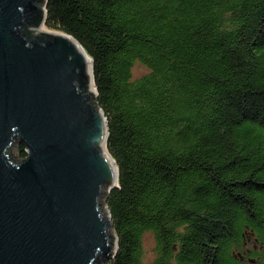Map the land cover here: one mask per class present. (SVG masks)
Listing matches in <instances>:
<instances>
[{
	"label": "trees",
	"instance_id": "1",
	"mask_svg": "<svg viewBox=\"0 0 264 264\" xmlns=\"http://www.w3.org/2000/svg\"><path fill=\"white\" fill-rule=\"evenodd\" d=\"M94 60L119 186L110 264H264V0H48ZM19 154L27 157L25 146Z\"/></svg>",
	"mask_w": 264,
	"mask_h": 264
},
{
	"label": "water",
	"instance_id": "2",
	"mask_svg": "<svg viewBox=\"0 0 264 264\" xmlns=\"http://www.w3.org/2000/svg\"><path fill=\"white\" fill-rule=\"evenodd\" d=\"M47 3L0 0V264H109L119 240L101 198L119 170L89 89L94 60L45 26Z\"/></svg>",
	"mask_w": 264,
	"mask_h": 264
},
{
	"label": "rangeland",
	"instance_id": "3",
	"mask_svg": "<svg viewBox=\"0 0 264 264\" xmlns=\"http://www.w3.org/2000/svg\"><path fill=\"white\" fill-rule=\"evenodd\" d=\"M44 29H45V27H44ZM90 86H91V83L89 84V88H90ZM91 90L94 91L93 89H91ZM18 144H19L18 142H15L13 144V146L8 150V154L10 155V158L12 160L15 159V162H20V161H22L24 159L19 154V151H18L19 150V145ZM105 196H106V194H104L103 197L101 198V203H102V208H103L104 213L107 216H109V212H108V209L109 208H107V205H106V202H105ZM154 246H155V240H154V238L151 235L147 236V238H146V254H145V258L147 260H149L148 264H151L152 263L151 260L155 256V253L152 250L154 248ZM102 264H105V263H102Z\"/></svg>",
	"mask_w": 264,
	"mask_h": 264
},
{
	"label": "bare ground",
	"instance_id": "4",
	"mask_svg": "<svg viewBox=\"0 0 264 264\" xmlns=\"http://www.w3.org/2000/svg\"><path fill=\"white\" fill-rule=\"evenodd\" d=\"M43 30V28L40 26L39 28H38V31H42ZM89 73H90V76H91V79H90V81L91 82H89V84L91 83V86H90V90L91 89H93L94 91H92L93 93H95V91H96V88H95V84H94V81H93V68H92V62L89 60Z\"/></svg>",
	"mask_w": 264,
	"mask_h": 264
},
{
	"label": "clouds",
	"instance_id": "5",
	"mask_svg": "<svg viewBox=\"0 0 264 264\" xmlns=\"http://www.w3.org/2000/svg\"><path fill=\"white\" fill-rule=\"evenodd\" d=\"M26 150V149H25Z\"/></svg>",
	"mask_w": 264,
	"mask_h": 264
}]
</instances>
